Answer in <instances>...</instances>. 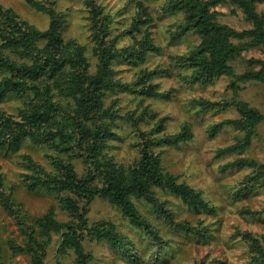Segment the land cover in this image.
Segmentation results:
<instances>
[{
    "label": "rangeland",
    "instance_id": "374dc122",
    "mask_svg": "<svg viewBox=\"0 0 264 264\" xmlns=\"http://www.w3.org/2000/svg\"><path fill=\"white\" fill-rule=\"evenodd\" d=\"M32 1L39 2L43 8H35ZM94 2L101 14L111 21L106 40L115 39L119 47L129 44L130 35L124 34V30L131 27L137 11L132 1ZM163 2H147L152 20L142 27L141 33H134L136 39H140L142 30L147 28L158 51L150 52L145 61L135 66L123 61L111 65L118 85L106 91L103 107L118 115L106 120L111 132L104 153L117 163L132 165L140 158L144 137L162 138L187 132L188 139L154 146L152 152L161 159L163 172L202 193L205 204L192 209L164 190L154 189L173 215L172 222L167 223L153 207L136 201L145 217L156 224L162 238L158 243L133 226L117 207L96 197L87 205L89 225L104 222L114 225L117 232L125 236L126 246L133 249L136 258L131 261L108 242L86 237L85 250L94 257L89 264H248V247L240 232L264 238V187L262 183L254 187L245 184L246 179L256 176L259 166L264 165V123L248 130L231 121L241 118L236 105L239 101L264 114V81L238 82L234 75L249 68L258 70L260 64L249 66L248 60L264 61V46L241 52V57L232 63L234 75H222L207 83L191 81L186 75L191 69L177 68L173 62L178 55L194 49L200 38L189 32L178 40H171L173 27L182 20V15H162ZM0 7L8 10L19 24L38 31L49 28L50 11L57 13L61 21L59 31L70 53L82 49L87 65L81 68L89 74L97 72L99 60L94 52L91 14L85 0H0ZM210 11L217 13L216 21L221 25L239 32L252 28L243 11L234 5L217 4ZM256 11L264 18V0L256 3ZM0 52L7 55L11 52L2 48L1 38ZM76 59L69 62L66 58V67L77 66ZM145 85L152 87L153 96L140 92ZM21 98L22 95H12L0 105L13 113L22 105ZM52 99L63 106L60 115L66 117L72 99L55 91ZM248 136L249 144H246ZM61 148L26 140L14 154L0 151V169L6 193L12 201L11 213L18 215V218L10 215L0 202V264H32L30 255L14 250L24 246L22 224L33 226L37 218L49 211H53L59 221L69 220L53 193L44 189L30 190L25 186V170L20 164V156L26 154L48 173L57 172L54 159L72 164L80 175L87 171L89 164L85 157L67 150L71 148ZM74 151L77 153V149ZM240 160L255 164H235ZM263 178L264 175L259 177ZM178 224L186 228L181 229ZM59 236L58 233L50 234L43 264H75L73 251L62 256L58 254Z\"/></svg>",
    "mask_w": 264,
    "mask_h": 264
},
{
    "label": "trees",
    "instance_id": "16d2710c",
    "mask_svg": "<svg viewBox=\"0 0 264 264\" xmlns=\"http://www.w3.org/2000/svg\"><path fill=\"white\" fill-rule=\"evenodd\" d=\"M130 1L137 11L131 27L125 29L124 34L130 35L131 42L119 47L115 39L106 40L110 35V18L101 14L94 0H85L91 14L94 52L99 60L94 74L81 68L87 65L82 49L78 48L71 54L62 40L59 31L61 21L57 13L50 11L49 28L38 31L26 24H19L8 10L0 7L2 48L11 50L8 55L0 52V103L9 96L22 95V105L13 113L0 105V151L14 154L21 149L24 141L29 140L33 144L71 148L67 150H73L78 157H85L89 164L87 171L80 175L72 164L54 159L57 172L48 173L30 155L20 156V164L25 170V186L30 190L44 189L53 193L59 200L60 208L69 217L68 221H59L56 214L49 211L37 218L35 225L20 226L24 246H19V249L12 246V249L30 255L32 264H43L51 233L60 235L58 254L62 256L73 251L75 264H89L94 258L91 252L85 250L83 242L86 237L92 241L108 242L112 248L123 251V255L131 261L135 260V252L126 246L125 236L119 234L114 225L105 222L89 225L87 205L96 197L104 198L117 207L133 226L158 243L162 238L156 224L145 217L136 201L153 207L154 212L167 223L172 222L173 215L154 189L164 190L192 209L205 204L202 193L178 183L176 177L163 172L161 159L152 152L154 146L188 139L190 136L187 132L162 138L144 137L140 158L132 165L117 163L104 153L111 132L106 120L118 115L116 111L103 107L106 91L118 85L111 65L123 61L135 66L145 61L150 52L158 51L147 28L142 30L140 39L134 35L135 32L141 33L142 27L152 20L147 4L149 0ZM260 1L164 0L160 7L162 15H182V20L174 24L176 27H173L175 30L171 40H178L189 32L200 38L194 49L175 57L173 65L180 69H191L186 75L191 81L200 83H207L222 75H234L232 63L241 57V52L264 46V18L256 11V3ZM225 3L240 8L252 28L239 32L219 24L216 21L217 13L210 9ZM31 4L41 8L39 2L32 1ZM74 57L78 65L67 68L66 58L72 62ZM248 64H260V68H249L242 74L234 75L237 81H264V61L250 59ZM53 91L72 99L73 104L68 103L66 117L60 115L63 106L53 101ZM140 92L149 96L155 94L150 85L143 86ZM236 105L241 118L231 121L235 126L251 130L264 123V114L257 109L241 101ZM246 144H249V136ZM235 164L254 166L255 163L240 160ZM261 175H264V165L259 166L256 176L248 177L245 184L254 187L262 183L264 187V178L259 179ZM3 178L0 169V202L10 215L18 218L16 213H11L12 201L6 193ZM178 226L186 228L184 225ZM240 236L248 247L247 263L264 264V238L250 232H240Z\"/></svg>",
    "mask_w": 264,
    "mask_h": 264
}]
</instances>
